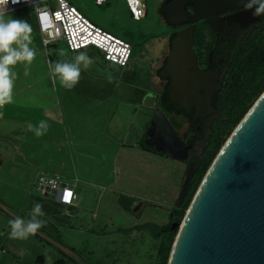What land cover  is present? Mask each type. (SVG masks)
<instances>
[{
  "label": "rangeland",
  "instance_id": "obj_1",
  "mask_svg": "<svg viewBox=\"0 0 264 264\" xmlns=\"http://www.w3.org/2000/svg\"><path fill=\"white\" fill-rule=\"evenodd\" d=\"M69 1L131 44V64L125 72H133V82L123 83L120 69L105 64L91 49L71 53L63 40L44 46L33 7L10 12L30 24V47L36 55L30 64L10 66L15 73L13 99L0 103V264H37L40 255L45 264L63 258L58 248L56 252L46 244L49 241L89 264H153L157 242L143 226L167 225L187 163L143 150L153 109L137 103L133 92H161L158 70L170 54L175 28L161 14L164 0H145L147 15L139 21L131 16L126 0H109L103 6L96 0ZM79 52L93 62L88 68L81 62L78 83L67 89L50 69ZM41 120L47 130L37 136L28 125L37 126ZM187 130L184 123L177 131L182 140ZM194 156L199 157V150ZM54 169L63 170L84 199L79 213H69L77 216L63 223L66 207L36 186L40 174L50 176ZM128 200L134 202L132 212L125 208ZM36 203L45 214L38 218L46 224L26 239L12 238L9 221L17 216L30 219Z\"/></svg>",
  "mask_w": 264,
  "mask_h": 264
},
{
  "label": "water",
  "instance_id": "obj_2",
  "mask_svg": "<svg viewBox=\"0 0 264 264\" xmlns=\"http://www.w3.org/2000/svg\"><path fill=\"white\" fill-rule=\"evenodd\" d=\"M245 3L247 0H166L161 9L165 20L181 29L171 43L160 77L169 82L172 103L187 113L195 108L198 120L213 113L211 104L218 90V77L198 67L193 49L195 24L240 9ZM188 7L193 8V14ZM254 11L252 8L209 24L214 28L226 22L247 27L260 21L261 16H253ZM143 103L154 109L155 97L146 96ZM147 135L149 147L175 161L189 162L192 146L180 138L160 108L154 110ZM196 171V163L189 162L177 207L182 205ZM46 244L77 257L55 241ZM168 264H264V93L233 131L202 180L180 224Z\"/></svg>",
  "mask_w": 264,
  "mask_h": 264
},
{
  "label": "trees",
  "instance_id": "obj_3",
  "mask_svg": "<svg viewBox=\"0 0 264 264\" xmlns=\"http://www.w3.org/2000/svg\"><path fill=\"white\" fill-rule=\"evenodd\" d=\"M165 6L163 2L161 8ZM190 14L194 13L192 7L187 8ZM147 15V14H146ZM168 23V22H167ZM202 25L204 22H200ZM197 24V23H196ZM195 24V39H198L197 26ZM175 28L169 39V45L171 47L172 41L175 39L179 28ZM202 36V33H201ZM203 43V41H201ZM69 50V48H68ZM70 51V50H69ZM92 52L99 55L97 51ZM71 52V51H70ZM73 53V52H71ZM103 59V58H102ZM104 61V59H103ZM168 59L165 60L162 68L158 70V75L163 71L167 64ZM229 70L223 79V83L220 85V90L215 93L213 101V112L215 111L214 123L211 127L205 129L204 122L195 120L194 112L192 115L184 113L179 106L173 104L169 94V82L164 85V91L162 92L157 104V108H160L164 114L170 115L174 122L170 121L176 131L181 129L185 123L188 125L186 139H183L186 143L193 144L197 138H199L198 126L204 129V136L210 132L209 142L203 148V152L196 159L197 171L192 179L189 192L183 204L180 207L173 209L169 214V221L167 225L161 226L156 224H146L143 229H148L152 238L157 242V249L155 253L153 264H168L170 255L173 249V245L176 236L179 231L180 224L182 223L187 209L192 202L196 191L198 190L204 176L206 175L209 167L213 163L215 157L219 153L220 149L226 143L230 135L252 108L259 97L264 93V22L258 27L251 35H245L239 43L232 46L229 52ZM108 66H115L104 61ZM131 64V58L129 63L125 67H118L120 69L119 78L127 85L133 82V72H125L129 69ZM114 68V67H113ZM135 101L143 105L144 98L149 94L148 92L136 88L134 89ZM183 115V119L178 122L177 118ZM181 118V117H180ZM151 120V119H150ZM151 127L149 122L147 129ZM145 139H148V135H145ZM145 139L142 143V148L145 151L158 152L154 147H149ZM164 155L163 153H161ZM59 204V203H58ZM61 205V204H59ZM134 202L128 200L125 208L127 211L132 212ZM177 224L176 227H174ZM64 257L57 259L51 264H82L69 254L64 253ZM37 264H45V257L40 255L37 257Z\"/></svg>",
  "mask_w": 264,
  "mask_h": 264
},
{
  "label": "built area",
  "instance_id": "obj_4",
  "mask_svg": "<svg viewBox=\"0 0 264 264\" xmlns=\"http://www.w3.org/2000/svg\"><path fill=\"white\" fill-rule=\"evenodd\" d=\"M131 16L139 21L146 14L145 0H126ZM108 0H96L102 6ZM33 7L44 46L63 40L71 52L91 49L99 52L109 64L125 67L131 58L132 46L107 29L97 25L69 0H28L7 6L8 11ZM37 190L55 198L63 206H73L75 190L58 176H39Z\"/></svg>",
  "mask_w": 264,
  "mask_h": 264
},
{
  "label": "clouds",
  "instance_id": "obj_5",
  "mask_svg": "<svg viewBox=\"0 0 264 264\" xmlns=\"http://www.w3.org/2000/svg\"><path fill=\"white\" fill-rule=\"evenodd\" d=\"M22 2L26 3L28 0H0V103L11 102L13 99L12 88L15 73L12 72L10 66L16 65L17 62L30 64L36 55L35 49L30 47L32 31L30 24L24 19L13 18L7 8L9 3L16 5ZM245 5L247 10L255 8L253 16L264 15V0H247ZM81 62H83V68H88L93 61L87 53L79 52L71 60L56 62L50 70L53 77L58 78L63 87L71 89L80 79ZM28 129L40 136L47 130V124L41 120L37 126L29 124ZM44 215L42 205L36 203L30 219L25 220L17 216L9 221L10 236L16 239H26L29 234H36L37 230L46 224L45 220L38 218Z\"/></svg>",
  "mask_w": 264,
  "mask_h": 264
},
{
  "label": "flooded vegetation",
  "instance_id": "obj_6",
  "mask_svg": "<svg viewBox=\"0 0 264 264\" xmlns=\"http://www.w3.org/2000/svg\"><path fill=\"white\" fill-rule=\"evenodd\" d=\"M165 1L166 0H164V3ZM242 11H247L246 5L240 9L231 11L219 17L204 20L203 21L204 24L201 30L202 36L200 34L199 38L195 39V42L193 45V49L197 55V63H198L199 69L204 72L209 73L212 76L218 77V84L216 87L218 90L216 92L220 90V87H221L220 85L223 83V79L225 78L229 70L230 63L228 60H229V52L232 49V46L239 43V41L245 35L253 34L254 31H256L258 27L263 24L264 15H261L260 21L249 24L247 27H241L237 23L228 24L226 22L221 27L214 28L212 25L209 24V21L214 20V19L223 18V17L227 18L230 15H233V14H236ZM180 29L181 28H179V30ZM201 41H203V43H201ZM166 59H168V56L163 60L160 68H162ZM159 78L161 79V82H162L161 92L159 94H155V96H153V94L150 95L152 97H155V108H157V103L160 99L162 92L164 91V85L168 83L165 79L161 78L160 76ZM214 95H213V100L211 104L212 107H213ZM155 108L153 109V113H154ZM181 110L188 115H192L194 112L193 117L195 118V120H198L196 118L195 108L192 109L191 113H187L182 108ZM214 114H215V111L211 113L210 115H208L207 117H205L203 120H200L204 122L205 129L213 125L215 117H212V115L214 116ZM180 117L183 119V115H180ZM188 128L189 127L187 125V129ZM199 128L201 129V131L199 130ZM197 129L199 130V134H198L199 138H197L193 144L186 143L192 146L191 152L189 155V162L193 161L195 163H197V160H196L197 158L194 159L195 157L194 153L197 150H199V155L202 154L203 148L208 144L209 136H210V132L206 136H204L205 131L204 129L201 128V126H198ZM146 140L147 139H145V141ZM189 162L187 163V168L189 166ZM184 180H185V176H184ZM184 180H183V183H184Z\"/></svg>",
  "mask_w": 264,
  "mask_h": 264
},
{
  "label": "crops",
  "instance_id": "obj_7",
  "mask_svg": "<svg viewBox=\"0 0 264 264\" xmlns=\"http://www.w3.org/2000/svg\"><path fill=\"white\" fill-rule=\"evenodd\" d=\"M109 1V0H108ZM108 3V2H107ZM106 3V4H107ZM103 6V5H102ZM23 9V8H22ZM20 10V9H19ZM87 16V15H86ZM88 17V16H87ZM89 18V17H88ZM90 19V18H89ZM94 22V21H93ZM95 23V22H94ZM98 25V24H97ZM100 26V25H99ZM102 27V26H101ZM104 28V27H103ZM106 29V28H105ZM148 124L147 123V126L146 128L148 127ZM63 170H60V169H54L53 171H51V175L50 176H55V175H58L60 176L63 181L67 184H69L74 190H75V194H76V198H75V201H74V205L73 206H65L66 208L64 209V211L61 213V220L60 222H66L67 220H69L71 217H74V216H77V215H72V214H69V213H73V214H77L80 212V209L82 208V205H83V194H82V191L81 189H79V187L77 186V184L73 183V181L71 179H67L63 174ZM41 175V174H40ZM39 175V176H40ZM38 176V177H39ZM41 176H48V175H41ZM38 179V178H37ZM55 199V198H54ZM56 201V200H55ZM57 203V201H56ZM58 204V203H57ZM59 205V204H58ZM61 206V205H59Z\"/></svg>",
  "mask_w": 264,
  "mask_h": 264
},
{
  "label": "bare ground",
  "instance_id": "obj_8",
  "mask_svg": "<svg viewBox=\"0 0 264 264\" xmlns=\"http://www.w3.org/2000/svg\"><path fill=\"white\" fill-rule=\"evenodd\" d=\"M241 18H243V17H239L238 19H241Z\"/></svg>",
  "mask_w": 264,
  "mask_h": 264
}]
</instances>
